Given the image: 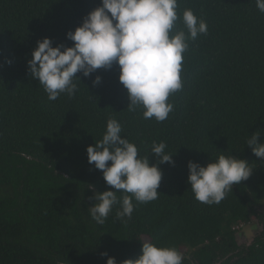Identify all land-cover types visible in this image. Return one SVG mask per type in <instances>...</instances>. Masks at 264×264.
<instances>
[{
	"label": "trees",
	"instance_id": "16d2710c",
	"mask_svg": "<svg viewBox=\"0 0 264 264\" xmlns=\"http://www.w3.org/2000/svg\"><path fill=\"white\" fill-rule=\"evenodd\" d=\"M0 264H264V0H0Z\"/></svg>",
	"mask_w": 264,
	"mask_h": 264
},
{
	"label": "rangeland",
	"instance_id": "374dc122",
	"mask_svg": "<svg viewBox=\"0 0 264 264\" xmlns=\"http://www.w3.org/2000/svg\"><path fill=\"white\" fill-rule=\"evenodd\" d=\"M233 228L238 229V232L236 233V242L239 247L249 244L250 240L257 237L261 232V225L256 219L251 220L249 224H245L242 227L235 225Z\"/></svg>",
	"mask_w": 264,
	"mask_h": 264
},
{
	"label": "water",
	"instance_id": "95a60500",
	"mask_svg": "<svg viewBox=\"0 0 264 264\" xmlns=\"http://www.w3.org/2000/svg\"><path fill=\"white\" fill-rule=\"evenodd\" d=\"M252 242H253V239H252V240H250L249 244H247V245H246V247H249V246H251ZM237 245H238V244H237ZM238 246H239V245H238Z\"/></svg>",
	"mask_w": 264,
	"mask_h": 264
},
{
	"label": "flooded vegetation",
	"instance_id": "af4514ba",
	"mask_svg": "<svg viewBox=\"0 0 264 264\" xmlns=\"http://www.w3.org/2000/svg\"><path fill=\"white\" fill-rule=\"evenodd\" d=\"M244 247V246H243ZM240 248H242V247H240Z\"/></svg>",
	"mask_w": 264,
	"mask_h": 264
},
{
	"label": "built area",
	"instance_id": "2783aa9c",
	"mask_svg": "<svg viewBox=\"0 0 264 264\" xmlns=\"http://www.w3.org/2000/svg\"><path fill=\"white\" fill-rule=\"evenodd\" d=\"M240 226H242V225H240Z\"/></svg>",
	"mask_w": 264,
	"mask_h": 264
},
{
	"label": "clouds",
	"instance_id": "9594fccd",
	"mask_svg": "<svg viewBox=\"0 0 264 264\" xmlns=\"http://www.w3.org/2000/svg\"><path fill=\"white\" fill-rule=\"evenodd\" d=\"M242 226H243V225H242ZM242 226H241V227H242Z\"/></svg>",
	"mask_w": 264,
	"mask_h": 264
}]
</instances>
